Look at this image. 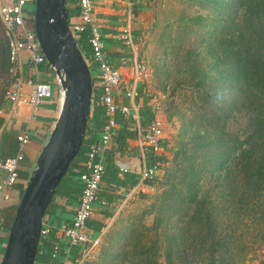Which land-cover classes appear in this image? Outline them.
<instances>
[{
    "label": "trees",
    "instance_id": "1",
    "mask_svg": "<svg viewBox=\"0 0 264 264\" xmlns=\"http://www.w3.org/2000/svg\"><path fill=\"white\" fill-rule=\"evenodd\" d=\"M198 3L207 14L181 16L159 42L178 61L169 95L179 89L186 105L174 108L180 138L170 159H151L161 163L148 180L161 175L157 191L115 232L100 264H264V0ZM9 66L0 21V113Z\"/></svg>",
    "mask_w": 264,
    "mask_h": 264
},
{
    "label": "crops",
    "instance_id": "2",
    "mask_svg": "<svg viewBox=\"0 0 264 264\" xmlns=\"http://www.w3.org/2000/svg\"><path fill=\"white\" fill-rule=\"evenodd\" d=\"M151 1L93 0V15L99 27L104 52L115 63L123 76L124 82L128 81L130 77L129 62L132 58V52L123 46L118 36L121 28L128 24L134 48L138 53L139 32L144 27L143 23L148 16ZM3 3H6V0H0V4ZM65 8L69 26L77 20L76 0H65ZM79 48L87 59L91 77V98L86 127L80 149L71 161L66 174L55 188L43 215L42 224L48 227L49 233L44 241L38 242L32 264H78L79 248L78 246L67 247L62 229L70 222L77 201L80 188L78 173L82 168L85 143L98 137L103 114L102 107L96 101L100 93L98 69L90 61L88 48L83 40H80ZM120 59H125L126 63L121 65L119 63ZM19 63L21 78H28L35 73V70L27 65V59L23 52ZM36 71L39 80L49 83V97L43 99L34 111L27 105H12L10 102L5 101L0 113L3 117L0 130V158L12 155L8 148L10 142H15L14 137L17 134L23 131L27 132L29 141L18 169L20 174L26 173L27 177L53 127L61 102V89L58 84L53 82L54 71L48 68L47 63L39 64ZM121 89L115 91V100L120 104L128 105L129 101L122 96ZM137 90L135 101L138 104L139 124L144 127L158 112L155 108L158 105L157 97L151 86L143 84V80L137 85ZM114 119L116 124L110 134L107 148L102 155L104 173L93 204V216L87 220L85 227L89 236L95 240V244L98 242L99 237L104 234L103 226L105 222L112 221L114 214L119 212L120 204L129 194L136 192L140 194L150 190L148 188L150 185L148 183L149 179L141 180L138 174L142 160L137 145L135 123L119 112L115 113ZM166 119L168 118L166 117ZM162 122L163 120H161L162 134L159 141L160 152L155 156L145 153V156L149 157L150 160L153 158L163 160L169 158L170 143ZM157 165V172H159L161 163ZM4 176L5 173L0 169V257L5 245L7 228L10 224L8 217L10 218L13 215L27 179L18 176L13 185L4 188L2 186ZM2 194L6 197L3 198Z\"/></svg>",
    "mask_w": 264,
    "mask_h": 264
},
{
    "label": "built area",
    "instance_id": "3",
    "mask_svg": "<svg viewBox=\"0 0 264 264\" xmlns=\"http://www.w3.org/2000/svg\"><path fill=\"white\" fill-rule=\"evenodd\" d=\"M76 7L77 20L68 26V30L75 43L80 40L84 41L88 48L90 61L98 69L100 93L96 101L103 109L98 137L85 143L82 168L78 173L80 188L77 201L70 222L62 229L67 247L78 246L79 248L77 260L79 264L88 256L89 250L95 245V240L89 236L85 227L87 220L92 217L94 212L93 204L104 173L102 155L116 124L115 113L119 112L125 118L131 119L136 125L137 145L142 160L138 171L141 180L151 179L156 174L158 163L152 162L149 157L145 156V153L155 156L160 152L159 141L162 125L157 115L152 117L146 126L143 127L139 124L138 104L135 98L138 93L137 85L142 81L144 75L145 65L134 48L129 25H124L118 36L123 46L132 52V58L129 62L130 77L128 81L124 82L121 72L104 52L99 27L93 15V0H76ZM33 10L34 0H6V3L0 4V21L8 47L9 71L13 76L5 90L4 99L12 105H27L32 111L50 95L49 83L39 80L36 71L39 64L47 62L41 52L33 27L30 29L25 24L27 21L33 20ZM22 52L25 53L27 65L35 70V73L25 79L19 75V62ZM83 59L88 66L87 59L84 56ZM119 63L123 65L126 61L120 59ZM48 68L53 70L49 64ZM120 88H122V96L129 101L128 105L120 104L115 100V91ZM28 141L27 132L23 131L17 134L14 154L0 158V169L5 173L2 181L4 188L10 187L16 182L18 169L24 158ZM2 197L5 198L6 196L2 194ZM48 233V227L41 224L38 242L44 241Z\"/></svg>",
    "mask_w": 264,
    "mask_h": 264
},
{
    "label": "water",
    "instance_id": "4",
    "mask_svg": "<svg viewBox=\"0 0 264 264\" xmlns=\"http://www.w3.org/2000/svg\"><path fill=\"white\" fill-rule=\"evenodd\" d=\"M32 27L61 89V102L15 206L0 264L33 263L43 215L78 153L89 113L90 72L68 30L65 0H34Z\"/></svg>",
    "mask_w": 264,
    "mask_h": 264
},
{
    "label": "rangeland",
    "instance_id": "5",
    "mask_svg": "<svg viewBox=\"0 0 264 264\" xmlns=\"http://www.w3.org/2000/svg\"><path fill=\"white\" fill-rule=\"evenodd\" d=\"M198 2L199 0H152L148 16L143 23L144 27H142L139 32V46L137 47L138 56L144 61L145 65L142 80L143 84L151 86L157 97L156 101L158 105L155 108H157L158 112H156V115L160 120H163V128H165L167 138H169V159L173 154L178 138H180L179 120L174 113V108L176 107L181 110L184 109L186 105L183 103L181 95H177L179 89H176V94L173 96L169 95L170 87L173 82L177 81L179 78V75L174 73L178 61L174 59L175 57L173 59L171 57L169 58L167 55L164 57L165 54H162V46L159 42L161 41L160 38L164 40L161 35L165 27L169 26L170 29L174 28L181 16L192 17L197 14H207L205 7L200 6ZM25 24L31 29L33 20ZM76 44L80 46V41ZM162 58L166 61H164V68H167L169 74L171 72V75L168 74L166 78L165 83L167 86L165 85L164 91L160 88L164 68L159 67V60ZM53 82L58 84L55 75ZM174 98H176V100H174ZM170 101H173L171 105ZM166 117L168 119H166ZM238 121L239 124H242L243 118L238 117ZM160 177L161 175L150 182L148 187L150 188L149 191L140 194L137 192L131 193L125 198L123 203L119 206V212L114 214L112 221L108 220L105 222L103 226L104 234L99 237L98 242L89 250L88 256L85 257L80 264H100L105 247L114 239L115 232L122 229L126 222L133 221L132 219L139 215L141 210L147 206L150 197L157 191L158 183L161 180ZM149 218L150 217L144 218V221L148 223L150 220ZM159 264H164L162 258L159 259Z\"/></svg>",
    "mask_w": 264,
    "mask_h": 264
}]
</instances>
